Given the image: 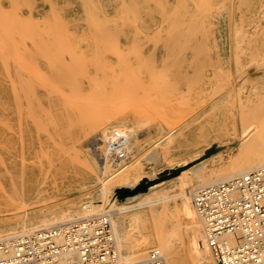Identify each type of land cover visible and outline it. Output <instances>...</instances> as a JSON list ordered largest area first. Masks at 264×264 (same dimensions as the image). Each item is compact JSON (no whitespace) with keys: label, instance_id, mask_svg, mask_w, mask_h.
<instances>
[{"label":"rangeland","instance_id":"rangeland-1","mask_svg":"<svg viewBox=\"0 0 264 264\" xmlns=\"http://www.w3.org/2000/svg\"><path fill=\"white\" fill-rule=\"evenodd\" d=\"M239 31L244 37L236 39ZM261 57L264 0H0V204L16 190H41L47 198L37 202L40 207L75 197L67 188L87 184L85 165L98 159L103 140L116 129L135 134L129 159L140 161L144 172L151 171L150 161L155 167L177 165L189 144L160 163L147 159L145 147L173 125L190 129L195 138L205 118L249 96V88L240 89L258 62L256 72L264 75ZM13 92L29 94L37 104L50 100L52 107L47 114L39 105L32 113L13 114L5 102ZM61 93L77 97L69 98L73 109L64 116ZM84 102L93 119L102 121L83 124V135L72 136L70 125L79 120L78 106L87 108ZM145 233L132 232L130 246Z\"/></svg>","mask_w":264,"mask_h":264},{"label":"bare ground","instance_id":"bare-ground-1","mask_svg":"<svg viewBox=\"0 0 264 264\" xmlns=\"http://www.w3.org/2000/svg\"><path fill=\"white\" fill-rule=\"evenodd\" d=\"M185 30L187 31V29ZM234 37L236 39L241 38L244 37V34L239 31ZM244 50H248V48L239 47L237 51L243 52ZM252 57L254 56H251V58ZM261 59H263V57H261ZM263 60L262 62L260 61V63L263 64ZM251 62H253V60ZM258 64L259 62L256 65L253 64L254 67L250 68L251 72L249 71V78L244 82L246 85L243 84L244 86L241 89L239 88L242 91L243 89L249 88V96L245 98L239 97L238 100L236 99L237 101H233L226 105L223 104L221 110L205 118L206 121L204 120L203 125L200 126L195 138L189 137L190 132L188 131L190 129L188 130V128L182 126L176 128V125L172 128L173 125L166 130L165 133L160 134L161 136L159 138L153 140L151 145L145 147L147 159L160 163L162 160H166L173 152L184 148L183 146L185 144H189L187 154L183 157V161H180L175 166L169 165L168 167H166V164H163L161 167H155L150 161L149 166L151 168L149 170L151 171L144 172L142 165L139 163L140 161L132 160L131 158L128 160V162L133 161L130 168H128L129 164L127 162L124 169L118 173L104 174L103 170L100 168L99 159L93 160L85 165L86 172L84 173V179L86 181L85 184H87L80 190L67 188V190H70V195H78L66 198V200L57 204L44 207L39 206V201L46 200L47 198L42 196L43 192L41 190H29L28 192L16 190L14 194L10 196L8 203L0 204V237L22 232H31L50 226L107 214L110 215L111 218L121 260L124 259L125 261L122 260V262L126 264L145 258L153 248H159L162 251L165 256L166 264H216L214 257L212 259L209 253L211 249L207 245L201 220L193 206L192 193L193 190L200 185L226 179L264 164V75H258V72H256ZM18 79L20 80V78ZM67 81L69 82L68 79ZM65 82H63V85ZM11 85L14 86L13 83ZM115 88L117 89V87ZM240 93L241 91L239 94ZM34 94H32V96H34ZM61 95L62 97H66L65 93V96H63L62 93ZM69 95L71 96H69L71 100L77 98L74 93L73 95L75 97L72 96V94ZM90 97L88 99H91ZM93 97L94 96H92V98ZM69 98H63L66 100V103H68L67 105L64 100H61L63 104L65 103V107L61 108L62 115L64 113L68 114L71 112L70 109H73L71 108L72 106L69 107L71 104ZM79 98L81 99V97ZM80 99L76 100L80 101ZM88 99L85 98L86 101ZM104 100H102V103H105L106 100ZM5 102L9 112L13 114L20 111H29L32 113V111L37 109L38 105L41 106L42 113L45 112V114H47V111L52 107L50 100H41L37 104L38 101L35 100V97H31L29 94L26 96L25 94L23 95L16 92L6 95ZM92 103L93 102L90 104L93 107ZM75 104L76 103H74V105ZM90 104L87 105L90 106ZM99 104L96 105V109L99 107ZM78 107L80 109L78 108L76 110L81 112L78 111L80 115L79 120L75 118L77 120L76 123H71L72 120H69L71 123V125L69 124L71 128H69L71 129L72 136L83 135V132L78 129L81 125L90 124L94 120L99 122L102 121L101 117L93 119L94 115H92L91 112L95 106L92 110L91 107H87L88 110L90 109L91 111H87V108L83 111L82 108L84 107L80 105ZM38 108L40 109V107ZM73 111H75V109ZM48 114H50V112H48ZM30 115L29 113L27 116ZM73 116H75V113ZM31 117L33 118V115H31ZM38 117L37 120L40 119L39 115ZM19 118L21 119V117ZM49 119L52 121L51 118ZM70 119H72V117ZM7 121L9 122V120ZM40 121L42 120L40 119ZM51 121L49 122L51 123ZM62 121L63 119L60 123H62ZM130 121L132 120L130 119ZM135 121L137 120L135 119ZM138 122H141V120ZM4 123L6 122L4 121ZM41 124L43 125L42 122ZM52 125L57 126V124ZM135 125H137L136 122ZM45 130H47V128L44 129V132H46ZM66 130H68V128ZM160 131H164V128L161 127ZM146 132H149V130ZM92 137L89 136V138ZM95 138L97 139L98 137L92 138V141H94ZM141 146L143 148L142 143ZM221 150L226 151V155L221 154ZM80 159H82V157ZM23 169L25 168L23 167ZM22 173L24 172L22 171ZM9 174H6V176ZM96 201L99 203H95ZM37 202H39V204H37ZM34 207L38 208L32 210ZM104 207L108 208L106 210L102 209ZM182 227H184V231L181 230ZM140 229H144L146 233L143 238L138 237L141 240L139 243L130 246L128 243L130 234L134 231L136 233V231Z\"/></svg>","mask_w":264,"mask_h":264},{"label":"built area","instance_id":"built-area-1","mask_svg":"<svg viewBox=\"0 0 264 264\" xmlns=\"http://www.w3.org/2000/svg\"><path fill=\"white\" fill-rule=\"evenodd\" d=\"M134 133L114 130L98 153L104 174L123 170ZM192 202L216 264H264V164L200 185ZM0 264H126L110 215L0 237ZM130 264H166L159 248Z\"/></svg>","mask_w":264,"mask_h":264}]
</instances>
